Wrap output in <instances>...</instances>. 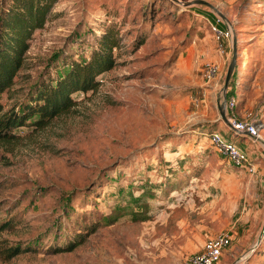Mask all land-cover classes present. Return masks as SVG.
Instances as JSON below:
<instances>
[{
	"label": "rangeland",
	"instance_id": "374dc122",
	"mask_svg": "<svg viewBox=\"0 0 264 264\" xmlns=\"http://www.w3.org/2000/svg\"><path fill=\"white\" fill-rule=\"evenodd\" d=\"M205 1H55L0 93L2 112L29 113L40 85L88 60L108 28L115 64L68 110L43 126L29 113L0 140V264H190L219 233L231 240L215 264H264V0ZM210 23L231 30L223 55ZM224 116L255 120L261 138ZM212 131L256 169L226 160Z\"/></svg>",
	"mask_w": 264,
	"mask_h": 264
},
{
	"label": "trees",
	"instance_id": "16d2710c",
	"mask_svg": "<svg viewBox=\"0 0 264 264\" xmlns=\"http://www.w3.org/2000/svg\"><path fill=\"white\" fill-rule=\"evenodd\" d=\"M56 0H11L0 14V93L8 89L22 65L25 51L33 31L44 25ZM119 42L118 34L112 28L106 29L99 38L98 46L86 61H71L67 71L55 84L42 83L36 93V103L30 112L38 113L33 121L43 126L48 120L68 110L75 100L72 93L86 91L98 84L96 76L114 64L113 47ZM231 89L227 90V93ZM0 102V140L9 141L16 137L12 129L22 125L29 113L2 112ZM80 241L71 242V249ZM19 246L8 247L6 256L19 253Z\"/></svg>",
	"mask_w": 264,
	"mask_h": 264
},
{
	"label": "built area",
	"instance_id": "2783aa9c",
	"mask_svg": "<svg viewBox=\"0 0 264 264\" xmlns=\"http://www.w3.org/2000/svg\"><path fill=\"white\" fill-rule=\"evenodd\" d=\"M212 33L218 41V52L223 55V38L230 36L231 30L229 27L221 29L217 24L210 23ZM219 66L217 63L208 64L204 70L206 79L213 80L217 76ZM226 105L233 107L235 104V97L232 95L227 101ZM229 127L236 134H241L255 141L260 139L259 125L253 119H237L235 117L228 118ZM226 136V135H225ZM220 131H212L208 134L209 142L215 147L217 152L232 163L236 167L243 168L249 172H253L256 167L255 163L249 157L248 153L240 149L234 141L225 138ZM230 235L228 233H219L206 237L203 241L202 248L192 253L188 261L190 264H215L219 261L224 249L230 243Z\"/></svg>",
	"mask_w": 264,
	"mask_h": 264
},
{
	"label": "water",
	"instance_id": "95a60500",
	"mask_svg": "<svg viewBox=\"0 0 264 264\" xmlns=\"http://www.w3.org/2000/svg\"><path fill=\"white\" fill-rule=\"evenodd\" d=\"M174 1H176L178 3H181L183 5H186V6L192 5V4L197 3V2L208 3L205 0H174ZM230 70H231V67H229L228 74H227V77H226L225 82H224V87H223L224 88V91H226V87L228 85V80H229L228 78H229ZM224 119L226 121H228V119L226 118V116H224Z\"/></svg>",
	"mask_w": 264,
	"mask_h": 264
},
{
	"label": "crops",
	"instance_id": "0c3cea01",
	"mask_svg": "<svg viewBox=\"0 0 264 264\" xmlns=\"http://www.w3.org/2000/svg\"><path fill=\"white\" fill-rule=\"evenodd\" d=\"M217 79V78H216ZM215 80V79H214Z\"/></svg>",
	"mask_w": 264,
	"mask_h": 264
}]
</instances>
